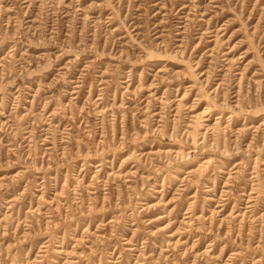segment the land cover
<instances>
[{
    "label": "rangeland",
    "instance_id": "1",
    "mask_svg": "<svg viewBox=\"0 0 264 264\" xmlns=\"http://www.w3.org/2000/svg\"><path fill=\"white\" fill-rule=\"evenodd\" d=\"M0 264H264V0H0Z\"/></svg>",
    "mask_w": 264,
    "mask_h": 264
}]
</instances>
